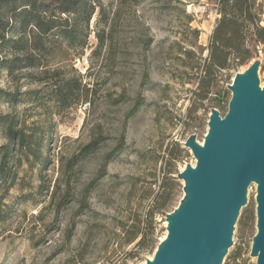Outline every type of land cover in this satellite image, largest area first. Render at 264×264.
<instances>
[{
    "label": "rangeland",
    "instance_id": "374dc122",
    "mask_svg": "<svg viewBox=\"0 0 264 264\" xmlns=\"http://www.w3.org/2000/svg\"><path fill=\"white\" fill-rule=\"evenodd\" d=\"M100 1L110 25H97L96 9L89 47L74 61L96 89L92 107L84 103L55 114L49 103L46 115L37 106L41 100L24 94L38 84L0 73V115H9L16 127L33 124L43 135L40 150L46 156L43 163L30 156L17 169L19 184L7 200L13 213L0 236V264H142L165 237L166 213L183 196L177 173L195 163L185 140L194 135L202 141L213 108L226 113L228 85L251 61L258 60L264 84V43L253 40L252 57L241 62L229 55L223 68L205 72L218 0ZM257 1L264 25V0ZM99 27L106 34L110 28L112 44L106 42L101 55L89 58ZM205 75L212 86L200 99L194 92ZM7 91L17 93L12 104L4 101ZM93 138L97 147L73 162ZM5 142L0 137V144ZM167 193L172 199L161 209ZM255 196L252 183L225 261L237 250L243 264H255L250 254ZM134 231L138 237L129 244L127 232ZM141 233L142 243L134 247Z\"/></svg>",
    "mask_w": 264,
    "mask_h": 264
},
{
    "label": "trees",
    "instance_id": "16d2710c",
    "mask_svg": "<svg viewBox=\"0 0 264 264\" xmlns=\"http://www.w3.org/2000/svg\"><path fill=\"white\" fill-rule=\"evenodd\" d=\"M217 3L220 14L208 45V63L204 69L207 75L213 67L223 68L229 55L241 62L252 57L251 40L264 43V25H260L263 6L260 2L218 0ZM96 9L99 10L97 25H110L111 19L100 0H0V73L5 72L11 80L24 77L28 83L38 84V87L25 90L24 94L35 101L41 100L37 106L46 115L51 113L49 103L55 114L84 103L89 107L94 105L96 89L88 81V75L74 66V61L82 58L89 47L90 22ZM110 31L109 28L106 34L103 27L95 30L97 43L89 58L101 55L106 42L110 48ZM211 86L212 82L205 75L194 94L205 99ZM16 96L15 91H7L4 101L12 104ZM140 104L137 103L132 112ZM8 116L0 115L3 126L0 137L6 139L0 144V236L3 224L13 213L12 203L7 200L11 188L19 184L17 169L22 160L29 161L30 156L40 163L46 160L40 150L43 135H37L33 124L30 129L14 126L12 120H7ZM98 142L96 138L91 139L72 156L73 162L95 149ZM121 147L122 143H119L117 148ZM171 199L167 193L158 207L165 208ZM152 205L153 209L157 207L156 200ZM152 214L153 210L148 216ZM136 233L127 232L125 241L134 242L138 237ZM143 235L141 233L134 247L141 245ZM223 264L243 262L238 260V251L235 250Z\"/></svg>",
    "mask_w": 264,
    "mask_h": 264
},
{
    "label": "water",
    "instance_id": "95a60500",
    "mask_svg": "<svg viewBox=\"0 0 264 264\" xmlns=\"http://www.w3.org/2000/svg\"><path fill=\"white\" fill-rule=\"evenodd\" d=\"M259 62L251 61L228 85L226 113L213 108L202 141L184 145L195 163L177 173L183 196L166 213V234L142 264H223L234 224L256 185V231L250 254L264 264V84Z\"/></svg>",
    "mask_w": 264,
    "mask_h": 264
},
{
    "label": "bare ground",
    "instance_id": "6f19581e",
    "mask_svg": "<svg viewBox=\"0 0 264 264\" xmlns=\"http://www.w3.org/2000/svg\"><path fill=\"white\" fill-rule=\"evenodd\" d=\"M165 224H166V222H165Z\"/></svg>",
    "mask_w": 264,
    "mask_h": 264
}]
</instances>
